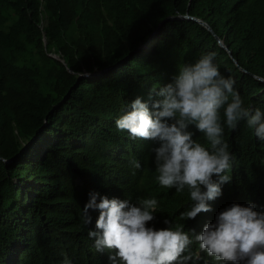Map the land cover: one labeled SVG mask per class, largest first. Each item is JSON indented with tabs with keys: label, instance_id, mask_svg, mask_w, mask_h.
Here are the masks:
<instances>
[{
	"label": "trees",
	"instance_id": "1",
	"mask_svg": "<svg viewBox=\"0 0 264 264\" xmlns=\"http://www.w3.org/2000/svg\"><path fill=\"white\" fill-rule=\"evenodd\" d=\"M180 15L212 32L169 19ZM207 52L244 105L264 112V0H0V264H110L114 252H98L88 236L97 212L84 223L91 192L155 197L152 225L169 219L197 234L233 203L264 211V141L245 121L224 126L230 182L212 211L189 220L187 188L156 179L158 145L116 127L136 97L147 101ZM200 254L198 264H218Z\"/></svg>",
	"mask_w": 264,
	"mask_h": 264
},
{
	"label": "clouds",
	"instance_id": "2",
	"mask_svg": "<svg viewBox=\"0 0 264 264\" xmlns=\"http://www.w3.org/2000/svg\"><path fill=\"white\" fill-rule=\"evenodd\" d=\"M234 85L230 76L221 74L216 53L207 52L181 66L158 91H150L147 101L136 97L115 121L119 131L158 145L152 151L161 187L180 193L187 188L192 204L181 219L212 211L209 202L231 180L227 173L234 157L224 140L225 125L234 130L245 121L264 141V112L245 106ZM190 126L203 134L206 144L193 139ZM133 165L141 168L139 162ZM158 207L155 197L132 203L91 192L83 219L89 224L90 212L98 213L88 236L98 252H114L110 264H198L201 252L218 264H264V211H257L255 204H231L198 234L169 219L163 220L166 227L156 228L152 222ZM194 242L199 248L195 252L190 247ZM64 264H70L67 258Z\"/></svg>",
	"mask_w": 264,
	"mask_h": 264
},
{
	"label": "water",
	"instance_id": "3",
	"mask_svg": "<svg viewBox=\"0 0 264 264\" xmlns=\"http://www.w3.org/2000/svg\"><path fill=\"white\" fill-rule=\"evenodd\" d=\"M175 18H178V19H189V20L197 21V22L200 23L202 26H204L207 30H209L210 32H212L211 28H210L205 22H203L202 20L196 19V18L191 17V16H188V15H185V16H181V15H180V16H177V17H174V18H169V19H175ZM157 32H158V30H156L155 33H157ZM155 33H154V34H155ZM219 44H220V46H221L222 48H224V49L227 50V47L224 46L223 43H222L221 41H219ZM229 55H230V57L232 56L230 52H229ZM234 63L237 65V61H236V60H234ZM80 77H81V78H82V77H89V75H88V74H84V75H82V76H80Z\"/></svg>",
	"mask_w": 264,
	"mask_h": 264
},
{
	"label": "bare ground",
	"instance_id": "4",
	"mask_svg": "<svg viewBox=\"0 0 264 264\" xmlns=\"http://www.w3.org/2000/svg\"><path fill=\"white\" fill-rule=\"evenodd\" d=\"M141 153H142V152H141ZM125 180H126V179H125ZM130 200H131V199H130ZM97 214H98V213H97ZM97 214H96V215H97ZM92 222H93V221H92ZM200 255H201V254H200ZM204 256H205V254H204ZM94 257H95V256H94ZM201 257H202V255H201ZM20 259H21V258H20ZM1 260H2V259H1ZM205 262H206V261H205ZM208 262H209V261H208ZM94 263H95V262H94ZM96 263H97V262H96Z\"/></svg>",
	"mask_w": 264,
	"mask_h": 264
}]
</instances>
